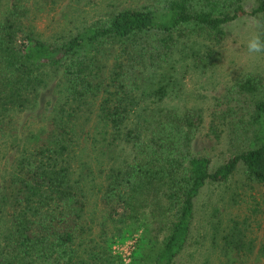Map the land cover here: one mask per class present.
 <instances>
[{
	"label": "trees",
	"instance_id": "obj_1",
	"mask_svg": "<svg viewBox=\"0 0 264 264\" xmlns=\"http://www.w3.org/2000/svg\"><path fill=\"white\" fill-rule=\"evenodd\" d=\"M26 1L0 0V141L9 136L15 152L0 180V264H171L187 241L193 199L207 180H227L239 162L248 182L264 185L260 74L245 72L225 88L223 102L249 107L219 109L222 121L240 111L227 129L239 146L213 169L208 155L192 150L199 107L139 105L165 96L179 35L220 41L226 22L251 14L264 39V0L248 10L243 0H144L112 9L62 40L37 34L26 21ZM191 53L193 64L205 63V56ZM47 69L57 74L61 94L37 127L17 133L16 114L36 103ZM93 105L100 123L96 141L79 120ZM210 128L214 132L212 122ZM88 137L92 156L81 150ZM81 155L99 165L93 189L101 242H92V219L85 218V183L95 175ZM245 220L219 222V231L215 225L218 264H256ZM131 234L138 236L124 262L110 244Z\"/></svg>",
	"mask_w": 264,
	"mask_h": 264
},
{
	"label": "rangeland",
	"instance_id": "obj_2",
	"mask_svg": "<svg viewBox=\"0 0 264 264\" xmlns=\"http://www.w3.org/2000/svg\"><path fill=\"white\" fill-rule=\"evenodd\" d=\"M143 1L60 0L58 2L57 0V4L49 2L45 4L42 0H27L26 21L33 25L40 37L62 40L90 21L103 19L112 9L136 6ZM253 3L254 0H243L242 5L245 10H248ZM223 28L225 35L220 41H210L200 33L179 35L169 60L172 66L170 71L172 78L168 83L165 96L160 101L145 98L139 101L140 106L172 107L178 111L187 107H199L202 122L192 141V150L197 154L210 157V169L239 146L229 139L227 129L231 127L230 132L232 131L229 120L238 118L240 111L236 109L230 117L222 121L219 119V109L225 108L226 104L229 108L244 105L245 111L249 107L248 103L243 104L235 99H226L228 103L223 102L225 88L245 72L260 74L264 80V55L249 57L242 43V38L248 32H258L257 18L251 14H243L226 22ZM192 50L205 56L203 65H196V62L193 64ZM45 77L46 86L41 90L36 103L16 114L17 133L25 127H37L61 94L62 85L57 74L47 69ZM94 107L95 105L90 107L91 111L82 113L79 120L85 124V133L96 141L101 135L100 123ZM211 122L214 132L210 128ZM9 141V136L0 141V180L12 167L11 159L15 152L8 147ZM97 144L98 142L95 143ZM91 145V138L88 137L86 147L81 150L85 153L87 151L92 156L95 151L89 150L93 149ZM120 152L127 155L126 148H122ZM81 158L87 161L84 163L88 164L92 170L91 176L95 175L85 183L86 197L89 200L87 209L90 212L85 218L92 219L89 221L91 234L94 236L92 242H101L103 235L98 234L100 227L97 224L99 220L97 219L98 193L93 189L99 181V165L91 162L88 155H81ZM230 218L246 219L245 237L252 239L253 250L257 255L256 264H264V185L248 182L239 162L227 180L223 182L207 180L199 189L193 199V219L187 241L171 264H218L219 222L223 226ZM216 224L217 235L214 233ZM106 233L109 234L107 231ZM137 236L138 234H131L122 240L115 239L110 244L111 252H119L124 262H128L131 244H134Z\"/></svg>",
	"mask_w": 264,
	"mask_h": 264
},
{
	"label": "clouds",
	"instance_id": "obj_3",
	"mask_svg": "<svg viewBox=\"0 0 264 264\" xmlns=\"http://www.w3.org/2000/svg\"><path fill=\"white\" fill-rule=\"evenodd\" d=\"M242 43L249 57L264 55V39L258 32L250 31L243 38Z\"/></svg>",
	"mask_w": 264,
	"mask_h": 264
}]
</instances>
